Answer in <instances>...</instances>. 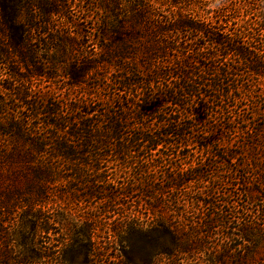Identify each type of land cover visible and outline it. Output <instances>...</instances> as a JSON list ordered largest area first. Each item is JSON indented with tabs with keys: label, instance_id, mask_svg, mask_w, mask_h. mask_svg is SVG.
<instances>
[{
	"label": "trees",
	"instance_id": "1",
	"mask_svg": "<svg viewBox=\"0 0 264 264\" xmlns=\"http://www.w3.org/2000/svg\"><path fill=\"white\" fill-rule=\"evenodd\" d=\"M197 1L0 0V67L9 78L0 82V264L45 257L55 264H264L263 219L243 217L231 228L242 214L219 192L227 183L222 175L200 164H171V155L162 154L186 147L200 132L198 154L221 163L222 174L231 175L232 165L246 170L253 187L246 195L259 196L264 213V41L252 30L219 29L218 18L188 10ZM82 2L87 38L93 31L101 48L85 60L74 36L49 31L54 19L79 29L72 12ZM261 3L254 17L264 32ZM157 4H166L165 11ZM191 37L193 55L185 44ZM59 70L77 94L51 103L32 84ZM12 100L28 113L15 115ZM219 123L227 141L216 127L198 131ZM236 133L245 140L240 153L231 149ZM56 182L71 203L98 200L97 219L113 209L117 226L110 233L118 246L108 260L117 263L104 256L114 240L96 245L90 219L81 230L72 217L65 224L62 216L52 219ZM218 194L232 211L220 212ZM184 201L198 210L197 221L182 218ZM37 233L47 235V246L34 242Z\"/></svg>",
	"mask_w": 264,
	"mask_h": 264
},
{
	"label": "rangeland",
	"instance_id": "2",
	"mask_svg": "<svg viewBox=\"0 0 264 264\" xmlns=\"http://www.w3.org/2000/svg\"><path fill=\"white\" fill-rule=\"evenodd\" d=\"M197 2L196 3L194 2L192 6L188 8V10H191L194 14L196 11L203 18H207L210 16L216 17V19L218 18L221 21L220 23L221 26L219 27V29L223 28L224 30H233V29L252 30V33L260 35L259 38L264 41V32L258 31L257 26H256V22H257L256 17H254L255 12H256L255 9L259 7L258 5L262 4L261 0H198ZM86 6L87 4H83L82 2L81 4H77V6L73 8V12H72L73 20L74 22H76L75 23L76 26H79L78 24L81 25L79 29L78 27H74L73 25H70V24L68 25L64 22H60L59 19L51 20V25L49 27L50 32L55 31V32H61L62 34H65L70 37L74 36L78 44V49L85 54L83 57V60H85L87 53L88 55L91 56V58L95 56L97 57L101 54V48L97 47V42L95 41V38H94L95 36H93V31H91L92 32L91 35L87 38V33H85L87 32V29L85 28L84 24L81 23L82 18H85L88 15V12L85 10ZM156 7H158L160 11H165L166 4L163 6L162 5L160 6L159 4H157ZM218 13H219V16H217ZM96 17L97 15L95 11L90 13V18L93 24L95 23L97 19ZM92 28H93V25H92ZM32 38L36 42L35 46L39 45V43H37V40L40 39V35L38 33H35L34 36H32ZM185 44L188 47L187 52H189V55L191 54L193 55L195 53V38L191 37V39L185 40ZM254 45H257V44H254ZM260 46L257 45L256 47L261 48ZM38 57L40 59L38 63L40 64L42 59L45 57V54L43 52H40ZM4 73H5V70H3V68L0 67V82L2 80H5V84H6L9 82V78L6 75H4ZM23 73L24 71L22 72V74ZM52 73H55V72L52 71ZM61 74H62L61 70L57 71L54 79H51L49 81H46L47 79H44V78L42 79L37 78L32 84V89H35V91H40L44 93L45 95H47L46 98L47 100H49L48 102H51V103H54V102L57 103L61 99L62 100L68 99V101L73 100L74 95L77 94V91L76 89H73L67 84L66 80H64V78L61 77ZM231 102L232 103L228 104L229 106L234 105V102L232 100ZM9 106L12 110L14 109L16 111V113L14 114L19 117L22 116V114L24 113H28L27 110L25 109L24 104L14 103L12 100L9 103ZM235 106L236 105H234V108ZM226 111H227V108H226ZM235 112L237 113L240 112V114L244 113L246 118H251L250 111L242 112V110H239L237 108ZM32 123L42 124V120L40 121L33 120ZM244 125L245 124H234L233 126L243 127ZM220 126H222L223 128V124H220V123L216 125L207 124L206 126L198 125V131L206 132L208 130L209 132L212 129L211 127L213 128L216 127L214 132H216V134L221 138V140L227 141L229 134H227V132L225 133L226 130L224 131L221 130ZM234 135L236 136V138L235 137L232 138V141H231L232 142L231 149H233L232 153L234 152L240 153L242 151H240L239 147L242 145V143L245 140L243 141L242 135H238L237 133ZM189 137L190 139L188 140L186 147H182L181 149H179L176 146L172 148H167V149H164V152L162 154L168 153V155H171L170 156L172 157L171 164L181 163L183 166H186L187 164H191V165L200 164L202 165L201 168H203L204 171L209 170V169H211L212 171L217 170V173L222 175V177L224 178V181L227 183H224L221 185V187L219 188V192L227 194L228 196L227 200H229V202H231L232 205L236 206L237 209L242 214V215H238V214L233 215L231 213V216H236V217L237 215L241 216L240 219L232 221L231 228H233L237 222H240L241 219H244V218H246V221L253 220L256 218H261L264 221V213L258 212L262 208V202L259 201V199L261 198L259 196H255L254 199L250 197L252 199L251 201H249V198L246 195V191L249 190L250 188L251 189L253 188L252 185H250L249 187H247L248 185H246L248 182L252 183L251 179L245 176L247 171L243 169H237L235 168L234 165L231 164L233 173L231 175L222 174L221 171L223 172L225 168H223V165H221V163L213 165V162L215 161L211 157L198 154L199 153L198 149L204 144L203 143L204 140L201 139L203 135H201V133L199 132V133H194L193 135ZM231 149L229 148L228 151H231ZM179 150L183 151L182 154L185 157L183 156L176 157L177 152ZM238 162L242 164L244 163V160L238 159ZM209 165L210 166L213 165V167L211 166V168H208ZM259 176L261 178V181L264 183V173L260 172ZM25 183L26 181L25 179H23L21 181V186L25 185ZM210 184H212L213 186H217L219 182L213 179V182H210ZM253 186H254V183H253ZM52 187L54 188L52 189V193L56 197V199L53 200L55 203L53 204L52 211H51L53 214L52 219L56 218L54 215L62 216L63 222H60V224H65L66 219L64 218L72 217L74 218L73 221L76 222L75 224L78 225L80 230L84 228L85 226L84 220L90 219V221L92 222V225H94L96 229L95 230L96 235L93 237L95 244L96 245L98 244L99 246H106L109 243H112L113 242L112 240H114L112 244L113 250H108V252L104 254V256L107 257V260L109 258L108 255L115 256L116 251H114V247L117 248L118 243L116 242L115 238L111 236L112 234L110 233V228L112 227L114 228L115 226H117L116 225L117 223L115 222L116 217L113 215V212H112L113 209H110V212H107L105 214L106 218H103V220L97 219V215L100 214V211L102 212V207L98 200L94 199L93 202L90 200L89 204L71 203L69 202L70 194H67V192H64L65 188L60 187L57 182ZM261 192L264 193V191H261ZM262 196H264V194ZM215 197H216V201H218V205L220 206V207L218 206L220 212H223V214H226L227 212L232 211L231 205L229 206L221 205L224 200L221 194L215 195ZM179 207L181 208L182 218L190 217V219L193 220L194 222L198 220V217H199L197 215L198 210L194 209L190 202L187 203L186 201H184L179 204ZM211 212L212 211H210V213ZM96 220L97 222H95ZM55 222H56V225H53L52 228L56 232H60L59 229L61 226L57 224L58 221H55ZM229 226H230V222H229ZM66 233L68 234V232ZM57 238H58V241H61L62 239L60 235ZM34 242L41 246H47L48 244L47 235L43 236L37 233V236L34 237ZM108 261L109 263H117V261L111 258ZM35 262L37 264H55V263H51V261H49L47 257L41 258L40 260L35 261Z\"/></svg>",
	"mask_w": 264,
	"mask_h": 264
}]
</instances>
